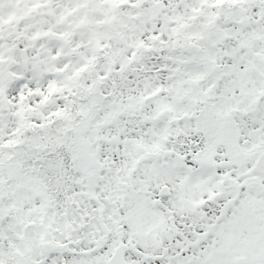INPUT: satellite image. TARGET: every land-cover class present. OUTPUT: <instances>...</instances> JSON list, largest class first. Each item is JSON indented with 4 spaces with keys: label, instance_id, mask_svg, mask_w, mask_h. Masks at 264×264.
Returning a JSON list of instances; mask_svg holds the SVG:
<instances>
[{
    "label": "snow or ice",
    "instance_id": "snow-or-ice-1",
    "mask_svg": "<svg viewBox=\"0 0 264 264\" xmlns=\"http://www.w3.org/2000/svg\"><path fill=\"white\" fill-rule=\"evenodd\" d=\"M0 264H264V0H0Z\"/></svg>",
    "mask_w": 264,
    "mask_h": 264
}]
</instances>
